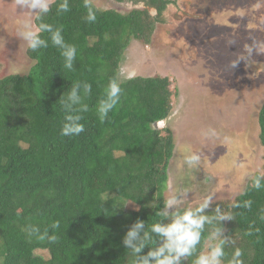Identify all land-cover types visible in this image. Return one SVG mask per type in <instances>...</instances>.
Segmentation results:
<instances>
[{
    "label": "trees",
    "instance_id": "16d2710c",
    "mask_svg": "<svg viewBox=\"0 0 264 264\" xmlns=\"http://www.w3.org/2000/svg\"><path fill=\"white\" fill-rule=\"evenodd\" d=\"M139 1L143 9L126 13L93 4L94 24L83 19V0H69L70 11L60 16L53 4L46 22L62 26L65 40L77 46L74 70L63 69L59 50L49 44L39 52L24 50L30 64L26 72L0 76V264H131L122 244L126 231L137 219L149 224L160 219L155 212L165 200L174 136L168 127L153 131L150 125L171 114L169 77L119 80L120 103L103 122L95 113L109 80L118 79L130 41L147 45L156 21L172 3L132 0ZM77 80L92 85L85 101L90 110L82 114L85 131L64 137L59 99ZM256 121L257 141L264 150V102ZM256 175L264 176V170L254 172L232 199L212 205L227 211L238 200L253 201L251 209H234L236 219L224 222L225 235L243 250L245 264H264V222L258 218L264 189L249 187ZM250 224L260 231L245 235ZM30 225L39 229L38 235L28 234ZM207 246L205 234L201 250ZM183 264H191V258Z\"/></svg>",
    "mask_w": 264,
    "mask_h": 264
},
{
    "label": "rangeland",
    "instance_id": "374dc122",
    "mask_svg": "<svg viewBox=\"0 0 264 264\" xmlns=\"http://www.w3.org/2000/svg\"><path fill=\"white\" fill-rule=\"evenodd\" d=\"M92 4L121 13L144 8L130 0H92ZM233 10L236 15L231 16ZM24 19L30 17L16 9L14 0H0V76L24 73L30 66L24 56L26 42L17 33ZM253 41L264 45V0H174L156 21L150 42L131 40L125 49L119 80L166 75L171 81L174 95L165 127L173 133L174 153L165 200L176 191H187L191 205L207 192L214 194V202L232 199L254 172L264 170L256 130L257 112L264 102V50L249 58L252 66L241 62L231 68ZM208 128L217 135L206 137ZM192 152L201 155L196 168L184 163Z\"/></svg>",
    "mask_w": 264,
    "mask_h": 264
},
{
    "label": "clouds",
    "instance_id": "9594fccd",
    "mask_svg": "<svg viewBox=\"0 0 264 264\" xmlns=\"http://www.w3.org/2000/svg\"><path fill=\"white\" fill-rule=\"evenodd\" d=\"M18 10H24L30 19L21 20L17 33L26 42L31 52L47 49L49 44L57 48L60 53L63 69L71 72L77 60V46L68 43L63 35L62 26H55L46 22V18L55 4L57 16L70 11L69 0H14ZM86 10L83 17L88 24L97 21V10L92 0H83ZM34 21L36 22L34 24ZM42 34H47L45 38ZM258 50H264V45L253 41L246 45L245 54L237 56L231 62V68H237L241 62L245 67L252 66L250 57H254ZM92 92V85L86 80L74 81L67 94H63L59 103L64 113L60 135L64 137L79 136L85 131L81 122L83 113L89 112V105L85 102ZM122 88L119 79L112 78L104 88L102 97L95 105V113L101 122L105 121L109 113L120 103ZM153 131L165 127L164 121H156L150 125ZM206 137H215L216 130L208 128ZM201 162V155L192 152L184 158V163L190 168H196ZM249 187L256 191L264 189V176L256 175L251 179ZM253 201L250 199L234 202L229 210L214 204V194L207 192L200 202L192 206L187 191H176L163 201V206L155 212L160 219L148 223L137 219L126 231L122 244L131 255V264H183L191 258V264H245L244 252L235 246L230 235H225L224 222L236 219L234 209H251ZM129 204V203H126ZM125 204V205H126ZM212 209L211 212L207 211ZM258 218L264 222V208L260 209ZM53 228L57 225H53ZM28 234L38 235L39 229L28 226ZM260 229L254 224L249 225L245 235H252ZM207 234V251L201 250L202 241ZM40 239L45 237L40 235ZM55 241L56 237H50ZM148 249L145 253L144 250ZM231 248L229 253L227 249Z\"/></svg>",
    "mask_w": 264,
    "mask_h": 264
},
{
    "label": "flooded vegetation",
    "instance_id": "af4514ba",
    "mask_svg": "<svg viewBox=\"0 0 264 264\" xmlns=\"http://www.w3.org/2000/svg\"><path fill=\"white\" fill-rule=\"evenodd\" d=\"M114 1H117V0H114ZM124 1V0H123ZM131 2H132V0H130ZM172 3H169V4H167L166 5V7H165V9L163 10V12L161 13V16L163 17L164 16V14H165V11L166 10H168V6L170 5V4H174V0H170ZM233 1H235V0H230V3H232ZM118 2V1H117ZM120 2V1H119ZM136 3H143V2H141V1H139V2H136ZM143 6H144V4H143ZM154 9V11L156 12V10H155V8H153Z\"/></svg>",
    "mask_w": 264,
    "mask_h": 264
},
{
    "label": "water",
    "instance_id": "95a60500",
    "mask_svg": "<svg viewBox=\"0 0 264 264\" xmlns=\"http://www.w3.org/2000/svg\"><path fill=\"white\" fill-rule=\"evenodd\" d=\"M160 121H164V120H160Z\"/></svg>",
    "mask_w": 264,
    "mask_h": 264
}]
</instances>
